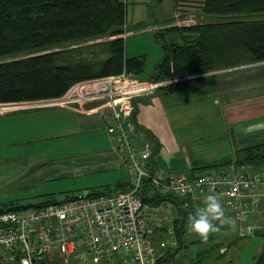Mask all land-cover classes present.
I'll list each match as a JSON object with an SVG mask.
<instances>
[{
	"label": "trees",
	"instance_id": "1",
	"mask_svg": "<svg viewBox=\"0 0 264 264\" xmlns=\"http://www.w3.org/2000/svg\"><path fill=\"white\" fill-rule=\"evenodd\" d=\"M174 2L180 14L199 10L207 19L154 32L163 54L149 78L201 74L264 61V0ZM125 15L126 1L121 0H0V104L56 98L78 82L122 71L140 75L145 56L126 58L124 55ZM176 33L181 36L182 44L173 37L166 39L167 34L176 36ZM205 78L200 76L184 82ZM137 130L151 142L155 156L156 140L144 129L137 126ZM231 161L220 163L225 166L215 170L228 168ZM232 165L240 169L264 168V139L236 148ZM151 167H155L154 159ZM200 168L192 166L190 175L198 170L209 171ZM126 187L118 183L116 188L87 191L108 193ZM140 196L148 205L168 199L177 211L172 229L178 247L160 253L155 264L174 261L175 253L187 244L203 248L194 253L189 263L174 261V264H200L225 253V250L220 252L222 243L219 242L224 225L220 224L219 232L210 233L207 242L187 232L189 216L195 211L191 202L185 205L189 196L157 194L146 179ZM54 201L50 199L36 206ZM254 235H264V231H256ZM252 264H264V245Z\"/></svg>",
	"mask_w": 264,
	"mask_h": 264
},
{
	"label": "built area",
	"instance_id": "2",
	"mask_svg": "<svg viewBox=\"0 0 264 264\" xmlns=\"http://www.w3.org/2000/svg\"><path fill=\"white\" fill-rule=\"evenodd\" d=\"M196 75L154 79L131 77L122 71L78 82L63 95L42 100L44 104L105 101L99 114L126 170L127 187L94 194L83 190L71 199L0 211V264H68L70 257L90 264H155L159 254L150 235L160 218L153 221L149 212L164 213L173 204L168 199L143 203L140 192L145 179L160 195L215 192L234 213L239 237L264 231L256 218L250 219L252 210L264 201V170L250 173L231 165L192 175H165L151 167L155 157L151 142H136L135 99Z\"/></svg>",
	"mask_w": 264,
	"mask_h": 264
},
{
	"label": "crops",
	"instance_id": "3",
	"mask_svg": "<svg viewBox=\"0 0 264 264\" xmlns=\"http://www.w3.org/2000/svg\"><path fill=\"white\" fill-rule=\"evenodd\" d=\"M171 9L172 12L166 17L153 19L149 24L145 11L141 19L132 21L131 24L126 22L125 17V37L127 38L130 26H139L138 32H149L153 35L160 29L178 25L179 19L186 13L180 14L176 10L174 0ZM162 54L157 57L156 64ZM135 56L146 57L143 54ZM143 70L138 75L142 78H149L154 73L153 70L152 73L143 76ZM226 70L225 73L216 72L218 74L209 75L198 82L191 81L169 89H159L152 95L135 99L136 126L150 133L156 140L158 151L154 157L155 167L163 174L172 172L190 174L192 166L197 168L204 166V163L201 165L200 162L202 158L197 156L198 149L191 147L192 143L203 136L202 134L220 136L222 140L225 136L224 142L232 150V155L228 158L232 160L231 165L236 148L264 139V63H251L246 68ZM24 103H12L15 106H11L8 113L0 114V117H12L14 128H17L20 120L24 122L28 120L27 126L34 129V132H44L42 136L45 140L54 138L55 141H61L56 143L54 149L63 152L56 162L39 168L36 175L46 176V179L89 177L86 185L72 189L76 191L116 188L118 183L127 184L126 170L121 164L119 154L112 148L111 139L99 114L100 108L105 105L104 100L53 103L38 107H28ZM198 122L206 123L208 128L199 131L195 128ZM143 140L144 136L139 131L136 142L141 144ZM263 170L264 168H246L250 173ZM209 194L216 195L224 209L225 215L222 218L224 222L221 225L226 226L233 221L236 225L234 213L223 204L215 192L205 191L189 196L185 205L191 202L196 210L203 206ZM256 208L257 210H252L251 217L254 215L258 219L264 214V201ZM149 213L152 214L153 221L160 218V225L152 234L161 235L165 230H172L173 220L177 216L174 205L167 208L164 213ZM163 226L165 229H161ZM191 245L198 248V245ZM222 250L223 248L220 252ZM196 251L194 249L191 253L184 254L178 262L189 263ZM212 260L210 259V263Z\"/></svg>",
	"mask_w": 264,
	"mask_h": 264
},
{
	"label": "rangeland",
	"instance_id": "4",
	"mask_svg": "<svg viewBox=\"0 0 264 264\" xmlns=\"http://www.w3.org/2000/svg\"><path fill=\"white\" fill-rule=\"evenodd\" d=\"M172 3L173 0H126V22L131 24L132 21L135 22L141 19L140 17L144 15V11L147 12L145 15L149 18V21H147L148 24L151 23L153 19L166 17L172 12ZM181 19L182 20L179 21L180 25H191L205 21L207 16L199 10H194ZM138 27H129L127 38L125 37L124 55L125 57L141 54L146 55L143 76H147L154 70L156 65L155 61L157 57L162 54V49L160 44L154 39L152 33L138 32ZM179 36V34L176 36L167 34L166 39L173 37L174 41L182 44L181 36ZM257 63L261 64L264 63V61ZM236 67L246 68L249 67V64L197 74L196 78L200 76L209 77V75H216L220 72L225 73L227 72L226 69L230 71V69ZM129 76L142 78L140 76ZM184 83L186 82L182 81L175 83L172 84V87ZM167 88L168 87L160 89ZM41 101L42 100L32 101V103L26 104L25 106H42L44 103ZM11 106L15 105L12 103L0 104V114L8 113L11 110ZM27 122L29 123L28 120L26 122L20 120L17 128H14L12 117H0V210L36 206L50 199L55 201L66 200L68 197L82 192L83 190L76 191L72 189H77L82 187V185H86L89 178L61 177L46 179V176L39 177L36 175L39 168L47 166L49 163L56 162L63 152L54 149L56 143H60L61 141H55L54 138L52 140H45L42 136L44 132H34V129H30L27 126ZM23 123H26V125ZM195 128L202 131L204 129L206 130L208 127L206 123L202 124L198 122ZM202 135L203 136L200 137L199 140L191 144V147H196L198 149L197 156L202 158L200 161L201 165L204 163V166H201L202 168L200 169L203 171L215 170L216 167H224L225 165L220 166L219 164L224 163V161L232 155L230 146L224 142L225 136H223L224 139L222 140L220 136L213 137L210 136V134ZM216 139L219 140L216 141ZM253 217L255 216L253 215L250 219ZM256 220L258 224L264 226V214L258 219L256 218ZM220 239L219 242L222 243L221 245L225 253L218 259L212 260L211 263L210 260H208L205 264H252L254 256L264 245V235L239 237L236 225L233 223H228V225L225 226ZM150 240L155 246L158 254H160L159 251L164 252L168 248L173 249L178 247L175 243L176 238L173 229L169 231L165 230V233L161 235L151 234ZM206 246L207 245H205L204 248ZM202 248L203 246L197 248L187 244L186 247H183L181 250L179 249L178 252L175 253L173 260L178 262L180 260L179 258L183 257L184 254H189L194 249L199 250ZM223 250L221 252H223ZM174 261H167L166 264H174ZM53 263L60 264L57 261ZM68 264L90 263L70 257Z\"/></svg>",
	"mask_w": 264,
	"mask_h": 264
},
{
	"label": "clouds",
	"instance_id": "5",
	"mask_svg": "<svg viewBox=\"0 0 264 264\" xmlns=\"http://www.w3.org/2000/svg\"><path fill=\"white\" fill-rule=\"evenodd\" d=\"M224 215V209L217 196L209 194L203 206L196 208V210L190 214L187 232L189 234H194L201 241L207 242L210 233L220 231V224L224 222L222 219Z\"/></svg>",
	"mask_w": 264,
	"mask_h": 264
}]
</instances>
